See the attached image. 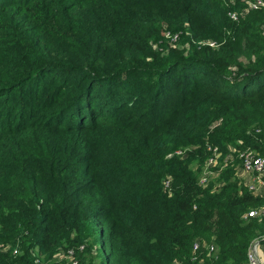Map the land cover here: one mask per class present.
<instances>
[{"label":"trees","instance_id":"trees-1","mask_svg":"<svg viewBox=\"0 0 264 264\" xmlns=\"http://www.w3.org/2000/svg\"><path fill=\"white\" fill-rule=\"evenodd\" d=\"M169 33L186 53L156 49ZM243 150L264 156V6L0 0V264L63 247L77 264H247L264 193Z\"/></svg>","mask_w":264,"mask_h":264},{"label":"built area","instance_id":"built-area-1","mask_svg":"<svg viewBox=\"0 0 264 264\" xmlns=\"http://www.w3.org/2000/svg\"><path fill=\"white\" fill-rule=\"evenodd\" d=\"M229 2H234V0H227ZM246 5L248 9H259L264 6L263 0H246ZM228 16L231 19H237V14L234 11L228 12ZM176 37V35L174 36ZM210 46H215V42H208ZM207 150H211L212 155L205 161V169L202 176L199 179V183L203 186L207 185L209 179L216 175V173L211 169L217 162L216 158L218 155V150L216 147L207 146ZM235 151V150H232ZM177 150L176 153H180ZM238 158L240 159V164L237 166L239 175L246 181V185L250 191L256 194L264 193V179L262 175L264 174V156L256 154L252 150H243L238 152ZM231 154L226 156L227 159L231 158ZM248 216L261 215L264 216V207L259 209H252L247 213ZM264 240V237H262ZM200 248L199 242H194L192 246L193 259L197 258V251ZM259 240H254L251 242L247 252V264H264V256L260 253ZM213 250V245L209 246V251ZM73 253V251H72ZM70 264H77L75 259L71 260ZM181 264V263H177Z\"/></svg>","mask_w":264,"mask_h":264},{"label":"rangeland","instance_id":"rangeland-1","mask_svg":"<svg viewBox=\"0 0 264 264\" xmlns=\"http://www.w3.org/2000/svg\"><path fill=\"white\" fill-rule=\"evenodd\" d=\"M175 35H171L170 33H169V35H167L165 38L167 39H165V41H161V43H159L158 44V47H156V49L158 50V51H160L161 49L160 48H163V44H166L167 45V43L169 44V46L170 45H173L174 47L176 46V48H178V50H184V52L186 53V51L188 50V48H189V44L186 42V43H183V44H181L179 41L180 40H178V37H177V35H176V37H174ZM201 44L202 45H205V44H207V41H204V42H201ZM169 47L167 46L163 51H162V53L161 54H163L164 52H166L167 51V49H168ZM262 237H264V235H261V237H260V239H262ZM11 245L10 244H3V243H0V250L2 251V252H5V251H7V250H9V247H10ZM82 247H80V249H81ZM18 247L16 246V250L14 251V253H19V250H20V248L18 249ZM72 251H73V249L72 248H68V249H66V247H63V249H60V251H58L54 256H53V258L51 259V261H50V264H70V262H71V260H72V257H71V255H73L72 254ZM34 252H36V251H34ZM92 253H96L95 251H93ZM94 255V254H93ZM96 255V254H95ZM262 255V254H261ZM34 256H36V253H34ZM36 259H38V258H36ZM98 261V258H96V262Z\"/></svg>","mask_w":264,"mask_h":264},{"label":"crops","instance_id":"crops-1","mask_svg":"<svg viewBox=\"0 0 264 264\" xmlns=\"http://www.w3.org/2000/svg\"><path fill=\"white\" fill-rule=\"evenodd\" d=\"M260 253L264 256V246H260Z\"/></svg>","mask_w":264,"mask_h":264}]
</instances>
